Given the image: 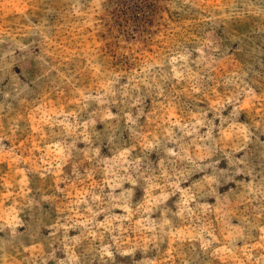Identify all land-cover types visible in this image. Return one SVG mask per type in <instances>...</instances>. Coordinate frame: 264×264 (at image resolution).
Here are the masks:
<instances>
[{"label":"rangeland","instance_id":"374dc122","mask_svg":"<svg viewBox=\"0 0 264 264\" xmlns=\"http://www.w3.org/2000/svg\"><path fill=\"white\" fill-rule=\"evenodd\" d=\"M0 264H264V0H0Z\"/></svg>","mask_w":264,"mask_h":264},{"label":"clouds","instance_id":"9594fccd","mask_svg":"<svg viewBox=\"0 0 264 264\" xmlns=\"http://www.w3.org/2000/svg\"><path fill=\"white\" fill-rule=\"evenodd\" d=\"M180 59H183V57H179ZM187 66H185L186 68ZM142 78L145 79V80H149V81H152V83H150V87L151 88H158L159 87V84L158 83H155V81L160 78V79H163L161 73L159 72H154V73H150V74H142ZM116 83H118V81H116ZM133 89H127V90H124V91H117L115 89H109V91L107 93H105V96L107 97V99L105 100H102L101 102L102 103H116L117 100H116V97H120V102L121 103H124L126 105H130L131 107H135L137 104H140L142 103V99L141 97L139 96H136V95H133ZM141 114H143L141 112ZM128 119L131 123H135L136 121L132 119L131 115L128 116ZM209 139L211 138L210 136L208 137ZM157 143H159V141H157ZM170 155L172 156H175L176 154L175 153H172L170 152ZM186 159H189L187 157H185ZM197 159H204V157L202 156H198ZM192 163H195V160H191ZM136 165L138 166L139 165V161H136L135 162ZM119 168H122L123 171L125 173L128 172V168H125L124 167V163H119L117 165ZM114 175H117L116 173H114ZM167 176V174H165ZM131 179L130 176L128 177H121V176H118L117 175V179L118 180H123V179ZM133 183H135V181H132ZM165 185L167 186V182H165ZM115 186H119L118 184L115 185ZM173 187L175 185H172ZM156 187H160L159 184L156 185Z\"/></svg>","mask_w":264,"mask_h":264}]
</instances>
